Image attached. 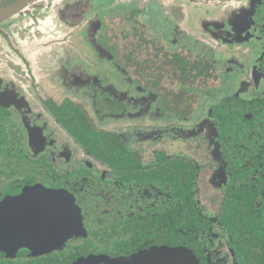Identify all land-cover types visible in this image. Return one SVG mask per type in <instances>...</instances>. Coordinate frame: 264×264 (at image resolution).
I'll return each instance as SVG.
<instances>
[{
  "label": "flooded vegetation",
  "instance_id": "1",
  "mask_svg": "<svg viewBox=\"0 0 264 264\" xmlns=\"http://www.w3.org/2000/svg\"><path fill=\"white\" fill-rule=\"evenodd\" d=\"M14 1L0 0V41L22 60L0 69V205L14 198L17 213L1 217L0 264L163 246L197 264H264V0H125L130 13L115 3L107 19L96 0ZM160 9L170 36L141 19Z\"/></svg>",
  "mask_w": 264,
  "mask_h": 264
},
{
  "label": "rangeland",
  "instance_id": "2",
  "mask_svg": "<svg viewBox=\"0 0 264 264\" xmlns=\"http://www.w3.org/2000/svg\"><path fill=\"white\" fill-rule=\"evenodd\" d=\"M129 1H131V0H127V2H129ZM145 1L146 0H142L143 3L141 5H144L145 6L147 4ZM159 1H161V4L163 6H165V8L166 7H170V6H172L173 9L175 7H179V6H177L175 4V3H177V0H168L169 2L174 3L172 5H170L169 3L165 4L163 2V0H159ZM165 1L167 2V0H165ZM182 1H184V0H182ZM196 2L198 3L200 1H196ZM115 3H116V6H118V8L121 9V10H123L124 12H126V11L129 10L127 13H130V11L132 10V9H130V7H128L126 5V1L125 0H111V1H108V0H96L95 1V5L96 6H100L101 5L102 8H103V6L104 7L105 6H109V8L104 9L103 12L100 13V15L101 14H106V15H102L100 18L107 19L109 16H111L110 14H115V13L119 12L118 10H115L114 9ZM61 4H62V1H56V6L52 4L51 7L52 8L59 7V6H61ZM163 12L164 11H162V9L158 10V13L154 17V18L158 17V18L155 19L156 22L154 21V18L153 19H151V18L149 19L148 15H145V14H142L141 15V19L144 21V23H147L149 27L151 26L150 29L147 28L148 31L149 32L150 31L153 32V30H154V32L156 33V35L159 36V37L160 36L162 37V36H165V35L170 36V34L172 33V31H171V28L172 27H171L170 14L169 13H166L165 14V15H167V18H166L167 21H166V23L164 22L165 25L161 24L160 21H159V19L161 18V16H164V13ZM172 12H176V13H174V14H176V17L171 14V18H172L173 23L175 25L176 24L177 25H181L180 24V22H181L180 21V16L178 14L179 11L172 10ZM45 13L46 12H43L42 15L45 14ZM177 16H178V19H177ZM195 19L197 20V26H198V28L202 27V29H204V28H207V27L204 26L203 23L206 24L207 23L206 20H209L210 19V16L209 15L208 16H205L203 14H199V15H197L194 18V20ZM203 19H206V20H203ZM177 21H179V22H177ZM18 22H19V25H20L21 24V21H18ZM42 23L43 22L38 23V24H35V28H37V29L42 28V26H44ZM183 26H184V30H185V23L183 24ZM197 26H196V28H197ZM17 29L18 28H15V31H11V32L8 31V33H9L10 40L13 41L14 45L16 44L18 46V44H21V42H22L21 39L22 38H21L20 35H18V32L19 31H16ZM54 32H55V39H56V34H58V30H56ZM190 33H191V35H193L195 37L197 36V33L194 30L193 31L191 30ZM24 38H26V37H24ZM187 44H188V47L191 46V43L190 42L188 43L186 41V44H185L186 48H187ZM0 46L3 47V49H4V51L2 53V56H4V60L0 63L1 64L0 69L5 68L6 67V63H9L11 61H14L15 64L18 63L19 65H22V60H21L20 54L18 52H15V50H13L10 46H8V42L6 40L4 42L0 41ZM64 50H68V49L66 47H64ZM187 50H189V49H187ZM27 60L31 61L30 59H27ZM100 64H101L102 67H104V69H106L107 65L105 63L104 64L103 63H100ZM33 65H34V63H32L30 69H32ZM110 74H111V72H110ZM3 76H5V78H7V80L10 81V83L13 84V85L19 82V80L16 79V78H14V76L12 74H6V75H3ZM16 77L22 78V75L21 74H18V76H16ZM29 105L34 106V105H37V104L32 101V103H30ZM29 108L31 109L32 107L30 106ZM48 125L49 126H52V124H48ZM51 135L60 144H64L67 141L66 139H64L62 137V134L59 131L56 133V127L52 128ZM55 143H56V141H55ZM172 144H175L176 146H178L179 145V141H174V142H172ZM61 147H63V146L62 145H60V146L57 145L55 148H58V149L60 148V150H62ZM63 148H64V151L65 152H69L71 149H75L72 144L65 145Z\"/></svg>",
  "mask_w": 264,
  "mask_h": 264
},
{
  "label": "water",
  "instance_id": "3",
  "mask_svg": "<svg viewBox=\"0 0 264 264\" xmlns=\"http://www.w3.org/2000/svg\"><path fill=\"white\" fill-rule=\"evenodd\" d=\"M34 0H15L10 4V9L15 6L16 3L21 2L25 6L31 5ZM12 19V18H10ZM33 191L31 190L28 194L30 195ZM28 195V196H29ZM57 195V194H56ZM22 198V195L19 196ZM13 199H7L2 202L0 205V220L1 217L5 218L9 215H14L17 213L15 210H9L11 207H9V203L16 202ZM8 204V205H7ZM63 206V205H62ZM68 206L64 207H56V221H58V224L56 226V232H59L61 221L59 220V216L63 218H66V216L70 215V211L68 210ZM3 222L0 221V234H2V227ZM30 235V234H29ZM28 235V236H29ZM34 235L29 236L30 238H33ZM31 243H36L38 241L37 238L31 239ZM8 239L6 236L0 235V253L2 255H10L6 253V249L8 248L7 245ZM29 242L28 239H25L24 243ZM102 261V263H98ZM71 264H197L194 256L187 250L178 248V247H157L152 248L149 251L130 256L128 258H117V259H109L104 260L103 258H99L98 260L94 257H86L81 260L74 261Z\"/></svg>",
  "mask_w": 264,
  "mask_h": 264
},
{
  "label": "snow or ice",
  "instance_id": "4",
  "mask_svg": "<svg viewBox=\"0 0 264 264\" xmlns=\"http://www.w3.org/2000/svg\"><path fill=\"white\" fill-rule=\"evenodd\" d=\"M57 224H58V221L53 220V221L50 223V226H51V227H56Z\"/></svg>",
  "mask_w": 264,
  "mask_h": 264
},
{
  "label": "trees",
  "instance_id": "5",
  "mask_svg": "<svg viewBox=\"0 0 264 264\" xmlns=\"http://www.w3.org/2000/svg\"><path fill=\"white\" fill-rule=\"evenodd\" d=\"M244 209V208H243ZM245 210V209H244ZM248 210V209H247ZM239 211H240V208H239ZM242 211V210H241Z\"/></svg>",
  "mask_w": 264,
  "mask_h": 264
}]
</instances>
